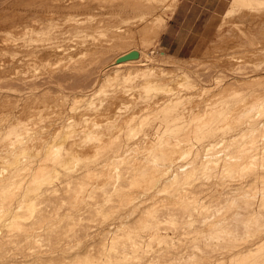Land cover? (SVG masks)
I'll return each mask as SVG.
<instances>
[{"label": "bare ground", "instance_id": "obj_1", "mask_svg": "<svg viewBox=\"0 0 264 264\" xmlns=\"http://www.w3.org/2000/svg\"><path fill=\"white\" fill-rule=\"evenodd\" d=\"M2 1H4V0H0V2H2ZM24 1L25 0H14V3H22ZM165 1L166 0H33V3H35L36 5H34L32 7H28L27 12H29V10L30 11L33 10L37 14L33 17L31 15H28L27 17L22 19L24 21L22 23H17V24L14 23V25H13L14 29L13 30L10 29L11 32L9 31L10 33H13V31H14L13 34L16 37L19 35L23 36V37H27L28 38L27 41L23 42L24 39L23 40L21 39V41H19V39H17L16 37H11L12 35L10 33L9 34L0 33V78L4 79L10 75L12 76L13 74H18V79H19L20 73L27 74L29 71L37 70L39 68V65L48 64L49 68L51 65H55V64H58V66H59V64H63V63L65 64V62L80 58L83 55H86L87 53H89L91 50H95V49L97 50L98 49V51H99L102 48H105V50H109L110 45L113 43L117 44V46H126V48H127L129 44L131 45V44L135 43V40H136L135 38H136L137 32H139V35L141 37V40H143V43L150 44L151 42L156 40L159 36H161V33L163 31L164 18L162 17L161 12H164L167 10L173 11L175 9V6H176L175 1L176 0H173L171 3H165ZM178 3H179V1H178ZM262 4H264V0H234L233 3L231 4V6L229 7V9L227 10L226 14H225V19H224L223 23H221L220 27L216 31L215 36H213L214 39L211 42V45L208 49V52L209 53L210 52L219 53V54L223 53L222 56H225L230 60H238V61H240V60L242 61V59L247 58L249 56L253 59H259L258 61L254 62V66H255V68L260 67V65H262V63L264 62V40H263L264 38L262 39V36L260 35L261 30H263V28H264V23H263V21H264V13H263L264 7L260 6ZM26 10H27V8H26ZM252 34H254V36L256 37V40H253L254 38L253 39L250 38V36ZM9 35H11V36H9ZM129 55H131V56H129ZM134 55H136L135 51L130 52L123 57L133 58ZM147 56H148V54H147ZM146 60L147 61L141 60L139 57L138 59H134L135 62L140 63L138 66L122 68L125 65H128L129 62L133 61V59L132 60H130V59L126 60L125 58H122V61L117 64V69L115 71L111 72L110 74L106 75L101 80V83L99 84V87L96 90L94 96L91 95V96L87 97L86 95H83L82 93H74L71 95L70 98H64L63 100H61L59 102L58 101L57 102H55V101L50 102V100L47 103L45 102L52 109V113L57 112V110L60 113H61V111H59V110H62V111L64 110V112H65V108L68 106L69 110L65 116L64 122H63V120L55 122L57 120V118L55 119L54 117H53L54 119L52 118L53 119L52 121L47 122V123L43 122V124L40 123V121L45 120L43 117H39L41 119L39 121V123H38V121H36L37 119L32 120L31 119L32 117L28 120L19 119L18 114L20 112H22L20 110L22 109V107H24L23 102L26 103V102L30 101L31 104L34 103L36 101L37 93L29 95L27 100H22V101H21V98L19 96H16V95L11 96L9 94H0V109L8 107L11 104L14 105V97H16L15 98V105H17L15 110L12 107V110L10 109V112L7 115L8 117H5L6 124H2V122H1V125H0V185L6 181H9V180L11 181V183L8 184L9 187L6 186L8 189H6V190L4 189L3 191H0V246H2V245L4 246L6 243H9L10 241L12 242L13 239L15 241L16 237H18V235H17L18 232L15 233V231H14V225H15V227H17V224H18L19 227H22L28 223V222L27 223L23 222L24 221L23 219L26 218L21 213L23 211L22 209L24 208V206L27 207L26 211H28L29 209L32 213H33V211H35V208L33 205L34 200L33 201L30 200L31 196H28V193H25V194L23 193L22 195L17 196V194H20L21 191H23V190H24V192H25V190L29 191L30 188H29V186L25 187V186H22L21 184H18V186L14 187V182H16L17 177L18 176L20 177V175H21V173H19V171L14 172L13 166H14V157L15 156L16 157L18 156L19 158L21 156L23 158V159H20L19 162L17 161L18 164L21 163V164H24L28 167H30V166L33 167V165H36L35 167L37 169L47 168V170H48V168H54V167L59 166V165H63V166L65 165V167H66L68 165V163H70L71 161H73V163L75 165L78 164L79 167H80V165H82V167L83 166L87 167L86 168L87 171L92 169L91 165H94V166L99 165V164H102L104 166L105 165H114L115 169L111 170V172L114 174H113V176L112 175L111 176L113 178L115 177V179L112 178L113 180L112 181L110 180L108 183H106V185L112 184L113 186H116L115 188H117V185H119V184L122 185L121 183H122L123 179H121V183L118 184V181L120 178H122L124 176L125 178L130 179L132 177L131 174H133L134 177L131 178L130 184L133 183L135 186H137L139 188V189H137L138 190L137 192H141L143 195H147L151 192L150 190L153 189L154 187H156V185L158 183H160L161 180H163V179H165L166 182H168V183L171 182V184L175 183V182H178V184H179L180 182H182V183L185 182L191 176L193 177V175L196 173V170H197V165H195V161L197 160L198 155H199L198 151H197V153L194 154L195 156L190 161H187V162H184L182 164L177 165V160L178 159L179 160L185 159L192 154V152L194 150V142L193 141L188 142L189 139L191 138V136L195 137L196 140H203L207 137H210L211 134H214V129H213V128H215L214 125L216 123H218L219 120H223V125H222V127H220V128H222V134L226 135L227 133H232V135H230V137H228V138L227 137L224 138L223 143L217 142V143L207 144L205 147H207L208 151L210 149H218V151H215V152L209 151V152L205 153L206 156L204 155V158L201 157V159H202V161L200 160L202 162L201 164L205 163V164H207L206 167H209V168H206L208 171L205 170V172H209L211 168L213 169V167L215 168L218 165H222L223 170H221L222 173L220 172L219 175L225 174L226 173L225 171H228V176L234 175V177H235V174L237 173V171L239 170L238 169L237 171H235L234 168L236 169V165L238 167H240V170L238 171V172H240V174H238L240 176L239 177L240 183H238V185L236 187L233 186L232 187L233 189L231 188L233 191L230 190V192H229L226 190L227 193L229 192L231 194H227V196H225L224 200H225L226 205L223 207L228 208L229 210H233L232 208H234L236 205H238L241 202V200L243 201L244 198L248 202V204H250V206L248 204L246 205L245 204L246 202L244 201L245 202L244 207L249 206L248 210L245 207L246 213H242L241 211L236 210L237 208L235 207L236 209L233 210L234 220L229 221V222H226L223 216L218 218V219L216 218V216L212 217V214H216L214 211L212 213L211 212L212 210L210 211L211 214H209L207 212L208 215H203L201 218L198 217V220H200L203 224L213 223V225L210 226L211 228L207 229L208 232L206 231L207 233H204L203 235H204V237L207 236V240H208L207 242H212V241L214 242V240H212L213 238H217L215 240H218L221 242V239H225V238H228L230 236L231 237L233 236V239H235L234 237H236V236H234V235H236L235 232L237 233L236 230H237V227L239 226L238 222L236 220H244L247 224L249 223L251 226H252V224H253V226L256 224H259V226H260V222L263 221V220H261L259 222L260 219H263L262 218L263 216L261 217L260 215H263V214H261V212L264 213V211L260 210V209L258 211L255 208V206H254L255 201L253 199L248 200V198H250V197L251 198L256 197V191H254L252 189H248V187L246 189V185H247L246 184L247 180H245L246 173L244 172V168H242V166H246L249 163L251 164V166L253 164H260V163H261V165L264 166V161L262 159H261V161H259V158H261V157H258L259 155L257 156V154H255V153L251 154L252 156H250L249 159L248 158L246 159L245 158L246 151L244 153V150H243V152L242 153L240 152V154H239L238 150H237V154H236V152L232 150L233 152H235V154H233V152L231 153L228 150L231 146H233V145L235 146L234 142L236 140H238V137L240 135L245 136V137L253 135V137H257L256 133L258 132L261 134V137H262L261 140H263V142H262L263 144L260 147H262L263 153H264V74H254L250 77H242V78L232 77V78H230L229 81H224V82H223L222 78H220V79L218 78L216 80L217 83L214 86H212V87L210 86L207 88H204V87L200 88L201 86L199 85L200 86L199 87L198 83L195 80L189 78L187 73L178 71L179 69L177 70L176 68L172 67L171 65L170 66H162V65H158V64H149L148 63L149 60L152 61V58L150 56ZM170 60H171V58H170ZM262 60H263V62H262ZM238 61H236V62H238ZM250 63H252V62H250ZM245 65H247V64H245ZM225 66H227V65H225ZM229 68L230 67H228V69ZM236 70H238V69L236 68ZM22 77H23V75L21 76V80H22ZM25 77H27V76H25ZM9 80H11V79H8V81ZM221 82H223V83H221ZM214 87H216V88H214ZM247 91H248V96L242 97L243 93H245ZM45 92H47V91H45ZM47 93H49V92H47ZM195 94H198L201 96H202V94L203 95L207 94L208 98L206 97L207 100L205 99L206 101L205 100L203 101V100H201L203 97L202 98L199 97L200 99L198 98V101H196L197 100V98H196V100L192 102L190 97L192 95H195ZM43 95H45V93H43ZM235 100L236 101L238 100L239 103L236 104ZM232 103H234L233 106H232ZM21 104H23V105L21 106ZM39 108H41V107H39ZM44 110L46 112V109H44ZM12 113H14V118H13V116H11ZM47 113L49 114V112H47ZM162 113L164 115L163 120L166 122V129L164 131L166 133V136H167L166 138L160 137L159 140H157V142L155 139L147 138V140H143L144 144H142V145H140V143L136 144L135 146H131V144H127L128 149H131V151H132L133 157H136V159L135 158L134 159L136 162H138V165H139V161L141 160L142 162L147 164L144 166H151L150 168L149 167L148 168H141V169H138L135 171H133L131 169V172L128 169L129 174L126 175L124 173L122 175V173L120 171L121 168L118 170V168H119L118 164L120 162H122L121 164H123L122 166H124L123 159L125 161L127 160L126 159L127 156H129V154H131L129 152L128 153H124V152L116 153L111 158H107L105 160H100V161L99 160L96 161L95 159L94 160H92V159L88 160L87 158L83 161L82 158H85L86 156L94 154L95 151L98 150L100 147L105 146L108 139L119 137L121 134H124L126 131L128 132V130L129 131L135 130L141 124L144 125L146 122H148L149 119L155 120L157 117H160ZM3 115H4V112H3ZM45 115H47V114L44 113V117H45ZM23 116H26V115H23ZM253 116H255L259 120L258 121L256 119H254L255 123H257L258 126L255 128L252 125L251 128H249L248 130L245 129V131H244L242 124H244L247 121H243V119H245L246 117L248 118V117H253ZM47 117H48V115H47ZM221 117L224 119H220ZM211 118H215V119H211ZM0 121H2V120H0ZM5 121H3V122H5ZM46 125L47 126L51 125L50 132H49V128H45ZM62 130L68 131L67 136L65 137L66 134L65 135L63 134L65 138H63V140L61 139L62 142L59 141L57 143V141H55V139L57 138L56 136ZM240 130H243L244 132H241V134H240ZM46 131H48L49 135L50 134L52 135V139L47 143V145H42L45 142L44 141L42 143V140L45 139L46 137L48 138V136H47L48 133ZM181 131H185V133L187 134V137L185 136V139L187 140L186 143H182L184 135L180 136ZM174 132L176 135H174V136L171 135V133H174ZM63 133H65V132H63ZM144 133H145V131H144ZM191 134H193V135H191ZM254 135H256V136H254ZM225 141H226V143H225ZM254 142L252 143V145L250 144L251 146L250 145L245 146L243 144L242 147H244V148H242V149H248L249 148L251 151V149L253 150V148H257L258 146L256 144V141H254ZM156 143L168 144L167 149L166 148L164 149V147L161 145L160 149L158 148L157 150L154 151V153H151V152L145 151V150H144V152L142 151V149L153 148ZM241 143H243V142H241ZM115 147L113 149H115ZM120 147H121V145H120ZM30 150L35 151V154L32 153L33 156L30 155V153H31V152H29ZM258 150L260 151L259 153L261 154L262 150H260V148H258ZM41 151H43L44 154L39 159L35 160V158H37V156L42 153ZM126 152H127V149H126ZM139 152L140 153L143 152V153L140 154ZM81 159H82V161L80 162L79 160H81ZM134 159H131V158L128 159V163L131 161H134ZM243 159H246V160H243ZM245 162H246V164L243 165V163H245ZM15 163H16V160H15ZM208 163H211L210 166H208L209 165ZM21 164H19V165H21ZM9 165L10 166L12 165V167H9ZM130 165H131V163H130ZM24 168H25V166H24ZM68 168H69V166H68ZM200 168H199V170H200ZM56 169H58V171H59V168H56ZM134 169H135V167H134ZM261 169H263V168H261ZM60 170H62V172H63L65 169L63 170V168H62ZM93 170H95V169H93ZM202 170L204 172V169H202ZM258 170H259V168H258ZM91 171H90V173L93 172V171L92 172ZM108 171L110 172V170H107V172ZM250 171L252 172V174H254L255 178H263L264 177L260 174V172H258L256 170V168L250 169ZM250 171L248 170V173ZM83 172H84V170H83ZM100 172H102L101 168H100ZM122 172H123V170H122ZM262 172H264V171H262ZM37 173L33 174V178L31 179L32 181H37L39 179L37 176ZM94 173H96V172H94ZM28 174L29 173L26 172L25 175H28ZM43 174H45V173H43ZM46 174H47V172H46ZM56 174H58V173H56ZM51 175H52V179H54L53 178L54 176L52 173H51ZM101 175H103V174H101ZM199 175H201L200 172H199ZM199 175L197 176V178L200 177ZM205 175L206 174L204 173L203 176H205ZM259 175H261L262 177H259ZM96 176L94 178H96ZM195 176H196V174H195ZM73 177H74V175H73ZM221 177H223V176L221 175ZM197 178L195 180H197ZM25 179H27V178L26 177L21 178V182ZM52 179H50V180H52ZM74 179H75V177H74ZM106 179H108V178H106ZM127 179H126V182H127ZM204 179H205V177H204ZM31 180H30V182H31ZM41 180L42 179H40L38 181L40 182ZM102 180H104V179L102 178L101 181ZM42 181H44V180H42ZM192 181H194V179ZM192 181H190V183ZM75 182H74V184H75ZM186 183H188V182H186ZM186 183H185V185H186ZM190 183H188L187 185H189ZM204 184H205V181H204ZM234 184L236 185L237 183H234ZM25 185H27V184H25ZM193 185H195V183ZM202 185H203V183H202ZM92 186H93V184H92ZM113 186L111 189L114 188ZM168 186H166V187H168ZM177 186L178 185H175V187L173 189H175ZM181 186H179L180 189H181ZM250 186H251V184H250ZM263 186L264 185L262 184L261 187L263 188ZM13 187L15 188V191H16L15 194H14ZM48 187H46V188H48ZM106 187H108V185ZM163 187H164V183H163ZM38 188H41L39 186V184L34 189L37 190ZM46 188L45 189L43 188V189L46 190ZM104 188H105V186H104ZM118 188H120V187H118ZM170 188H172V187H170ZM186 188L187 187H185V189ZM77 189H78V187H77ZM159 189H162V188H159ZM182 189H181V191H183ZM225 189H229V188H225ZM254 189H255V187H254ZM49 190H51V188ZM81 190L85 191V188L80 189V191ZM177 190H179V188ZM47 191H45V192H47ZM101 191H102V189H101ZM224 191L225 190H223V192ZM34 192L32 193L33 196H34ZM103 192H104V190H103ZM156 192H158V191H156ZM38 193H39V191H38ZM162 193H163V191H162ZM178 193H182V192H180V190H179V192H177V194ZM262 193L264 194V191H262ZM166 194H167V192H166ZM184 194H186V193H184ZM14 195H16V196H14ZM29 195H31V194H29ZM154 195L152 194V196H154ZM186 195H185V197H187ZM225 195H226V193H225ZM87 196H89V194H87ZM120 196H124V195L122 194ZM127 197H125V198H127ZM168 197L170 198V196H168ZM183 197H184V195H183ZM133 198H135V197H133ZM189 198H190V196H189ZM191 198H193V197H191ZM191 198H190V200H191ZM27 199L31 201L28 206L25 204V202H26L25 200H27ZM119 200H121V198ZM186 200H188V198H186ZM117 201H118V199H117ZM133 201L134 200L131 199L129 202L132 203ZM36 202H39V201H36ZM179 202L180 201H178V203ZM190 204H193V203H190ZM194 204H195V202H194ZM201 204H203V202H201ZM125 206H128V205H125ZM181 206H184V205H181ZM186 206H187V204H186ZM98 207H100V206H97V208ZM112 207H114V206H112ZM200 207H202V206H200ZM244 207H243V209H244ZM101 208H103V207L101 206ZM117 208H118V206H117ZM180 208L181 207H179V208L177 207L178 211ZM196 208H197V206H196ZM103 209L105 210V207ZM103 209H102V211H103ZM95 210H97V209H95ZM191 210H190V212H191ZM217 210H219V208L215 209V211H217ZM40 211L41 210L39 208L38 212H40ZM38 212H37V214L39 215ZM95 212H99V210L95 211ZM167 212H169V211H167ZM167 212L164 211V214ZM184 212L185 211H183V213ZM50 213H49V215H50ZM190 214H188V216H190ZM243 214H245L247 216L245 217ZM165 215H167V214H165ZM168 215H169V213H168ZM26 216H27V214H26ZM32 216L33 215H30L31 218H32ZM36 216L37 215L35 214V217ZM47 216H48V214L45 217H47ZM154 216H155V214H154ZM170 216H172L171 217L172 219H175V217H173L174 214L171 213ZM123 217H124V214H123ZM123 217H121V218H123ZM36 218H35V220L38 221V218L37 219ZM155 218H158V216ZM19 219H21L23 221H21ZM131 219H133V217ZM137 219H139V218H136L135 221ZM145 219H146V217H145ZM166 219L168 221V218H166ZM184 219L188 225L194 224L195 220H197V218H195V217H189L188 218L187 216H185ZM213 219H216V220H213ZM142 220H144V218ZM159 220H162V219L160 218ZM159 220H156V221H159ZM129 221H128V224H129ZM137 221L139 222V220H137ZM172 221H174V220H172ZM175 221H176V219H175ZM130 222H132V221H130ZM155 222H153L154 225H151V227H153V229L150 233V237H152V239L155 238L157 240V243L158 242L160 243L162 241L163 242L166 241L168 238L167 234H164L160 230L161 227L159 225H156ZM24 223H26V224H24ZM30 223H32V222L30 221ZM34 223H36V222L34 221ZM125 224H126V220L125 221L122 220L120 222L119 227L120 228H123V227L126 228L127 226H125ZM31 225H33V223ZM116 225L118 227V224H116ZM133 225H134V223H133ZM135 225H137V224H135ZM250 225H248V226H250ZM196 226L197 225H195V227ZM201 226H202V224H201ZM19 227L17 229H19ZM112 227H114V226H112ZM242 227H244V231H245V226L242 225ZM56 228L58 231L57 225H56ZM120 228H119V230H120ZM194 228H190V229H194ZM207 228H209V227H207ZM261 228H257V230L260 231ZM24 229H26V228H24ZM130 229H131V227H130ZM21 230H16V231H21ZM51 230H53V229H51ZM54 230H55V227H54ZM109 230H110V227H109ZM119 230H117V231H119ZM121 230H120V232L122 233ZM145 230H146V228H145ZM145 230H143V231H145ZM201 230H203V229H201ZM249 230L250 229L247 230V227H246V231L249 232ZM261 230H263V228ZM83 231L86 232L85 229H83ZM110 231L108 232V234L111 233ZM114 231H115V229H114ZM22 232L24 233L25 231H22ZM128 232H130V231H128ZM134 232H135V230H134ZM137 232H138V230H137ZM148 232H149V229H148ZM250 232H251V230H250ZM252 232H253V230H252ZM53 233H55V232H53ZM257 233H258V231H257ZM27 234L31 235L33 233H27ZM20 235H21V233H20ZM30 235L25 234V237H27L26 240L30 238ZM52 235H54V234H51V236ZM140 236H142V235L139 233L136 235H131V236L129 235V237L127 238V241L124 242V240H123L122 242H124V243L122 244L120 242V244H122L123 248L125 246H128V248H131V247H137L138 248L139 246L142 245V241L139 240ZM237 236H238V234H237ZM112 237L109 238V239H112V244L109 242L111 244V247L110 246H109V248L107 247L108 249L106 251H108V253H104V251H103L102 252L103 256L100 257V260H99L100 255L97 258L99 261L107 260V259H110L113 257L114 258H119V257L127 258V253H129V252H127L126 247L124 249L123 248L120 249V248H118V245H116L118 250L117 249L115 250L113 246L115 245L114 242H116V241H114L116 238V234H115V236H112ZM197 237H199V236H197ZM55 238L57 239L56 236H55ZM199 239H201V238H199ZM19 240L21 241V239H19ZM36 241H37V239H36ZM205 241H206V239H205ZM117 242H118V240H117ZM153 242H154V240H153ZM27 243H28V241H27ZM20 244H22V243H19V245L17 243V246H21ZM199 244H197V242H196L195 246L199 247ZM13 245H14V243H13ZM209 245L212 247L211 244H209ZM7 246H8V244H7ZM23 247H25V246H23ZM119 247H120V245H119ZM214 247H216V246H214ZM222 247H225V246L222 245ZM262 249H264V237L260 233L258 236V240H253V242L246 249L235 251L231 255L232 256L231 261L232 260L238 261V259H247L248 257L250 259V257H252L255 253H257L258 251H260ZM111 250H114L115 252L118 251V252H116L117 253L116 255L115 254L112 255ZM145 250H147V249L145 248ZM141 251H143V250H141ZM121 252H123V253L121 254ZM145 252L146 251H144L143 253H145ZM2 253L0 252L1 256L3 255ZM90 253H89V255H90ZM141 255H143V254H141ZM189 255H191V257L193 258V257H195L196 254L190 253ZM90 256H87V258H86V256L82 257V258L83 259L86 258V260H85L86 262L94 261V259ZM133 257H135V256H133ZM78 258H81V256H79ZM128 258H129V256H128ZM262 258L264 259V256ZM41 259L43 260L44 258H41ZM76 259L77 258H75V261H76ZM38 260H40V259H38ZM190 260L188 263H190ZM12 261L7 262V264H14ZM72 261H73V259H72ZM187 261H188V259H187ZM191 261H193V260H191ZM261 261H262V259L260 258V260H258V262H261ZM107 262H108V260H107ZM132 263L133 262H131V264ZM235 263H236V261H235ZM77 264H78V261H77ZM80 264H81V262H80ZM103 264H104V261H103ZM111 264H114V263H111ZM121 264H122V262H121ZM125 264H130L129 260Z\"/></svg>", "mask_w": 264, "mask_h": 264}, {"label": "rangeland", "instance_id": "obj_2", "mask_svg": "<svg viewBox=\"0 0 264 264\" xmlns=\"http://www.w3.org/2000/svg\"><path fill=\"white\" fill-rule=\"evenodd\" d=\"M172 1L173 0H166L165 3H171ZM178 1L179 0L175 1L176 6L178 4ZM233 1L234 0H225V7L221 8V10H220V13L218 15L217 24L215 25V27L213 26L211 28V31L213 32V34L211 36H209L208 41H206L205 44L202 45L201 49L198 51H195V52H184V51H182V52L178 53L179 55H174L172 53L170 54L168 51H166L165 49L162 48V45L159 41L160 36L156 40L151 42L150 44H145V43H143V40H141L139 32H137L136 38H135L136 39L135 43L131 44V45L129 44L127 48H126V46H117V44L113 43L114 45L111 44L109 50H105V48H102L99 51H98V49L97 50L96 49L91 50L86 55H83L82 57L74 59L72 61L65 62V64L64 63L59 64V66H58V64H55V65H51L49 68L48 64L39 65V68L37 70L29 71L27 73L28 75L24 74V73H20L19 79H18V74H13L12 76L10 75V76L6 77L7 79L6 78H4V79L0 78V94H9L11 96L16 95V96H19L21 98V101H22V100H27L29 95L37 93L36 101L34 103L31 104L30 101H28L26 103L23 102L24 107H22V109L20 110L22 112H20L18 115H19V119H21V120L22 119L28 120L32 117L31 119L32 120L37 119L36 121H38V123L41 120L39 117H43L45 120L40 121V123L43 124V122L44 123L50 122L54 118L55 119L57 118V120L55 122H58L60 120H63V122H64L65 116L69 110L68 106H67L65 108V112H64V110L63 111L59 110V111H61V113H60L57 110V112L52 113V109L48 106V104H46L49 100H50V102L51 101H55V102L58 101L59 102V101L63 100L64 98H70L71 95L74 93H82L83 95H86L87 97H89L91 95L94 96L96 90L99 87V84L101 83V80L106 75L110 74L111 72H113L117 69V64L122 61L121 60L122 58H125L126 60L127 59H130V60L133 59V61L129 62L128 65H125L124 67H122V68H127V67H135V66H138L140 64V63L135 62L134 59H138L140 57L141 60L147 61L146 59H148V57L150 56L152 58V61L149 60V62H148L149 64H158V65H162V66H170L171 65L172 67L176 68L177 70L179 69L178 71L187 73L189 78L195 80L198 83V86L199 85L201 86V87L199 86L200 88H203V87L207 88L210 86L211 87L214 86L217 83L216 80L218 78L219 79L222 78L223 82H224V81H229L230 78H232V77L242 78V77H250L254 74H264V62H263V60H262V62H263L262 65H260V67L255 68L254 62L258 61L259 59H253V58L248 56L247 58L242 59V61H243L242 62L241 60L240 61L230 60L227 57L222 56V54H223L222 52H221L222 54L212 53V52L209 53L208 52V49L211 45V42L214 39L213 36H215L216 31L220 27L221 23H223V21L225 19V14H226L227 10L229 9V7L231 6V4L233 3ZM34 5H36V4L33 3V0H30V1L25 0L22 3H14V0H4V1L0 2V33L9 34L11 32L10 29L11 30L14 29V26H13L14 23L17 24V23L24 22L22 19H24L28 15H31L32 17L35 16L37 14L35 11L29 10V12H27L28 7H32ZM176 6H175V8H176ZM260 6L264 7V4H262ZM26 8H27V10H26ZM170 11L171 10L161 12L162 17L164 18V22H163L164 28L168 22L169 16L171 17V15L173 14V11H171L172 13ZM263 23H264V21H263ZM164 28H163V30H164ZM13 33H14V31H13ZM13 33H10L12 36L11 35H9V36L16 37ZM260 35L262 36V39H263L264 38V28H263V30H261ZM16 38L19 39V41H21V39L22 40L24 39L23 42L27 41V39H28L27 37H23L20 35L17 36ZM250 38L251 39L254 38L253 40H256V37L254 36V34H252L250 36ZM134 51L137 53V56H135L133 58L123 57V56L127 55L128 53L134 52ZM146 53L148 54V56ZM129 56H131V55H129ZM179 56H181V57H179ZM170 58H171V60H170ZM236 61H238V62H236ZM250 62H252V63H250ZM245 64H247V65H245ZM225 65H227V66H225ZM228 67H230V68L228 69ZM236 68L238 70H236ZM20 75L21 76L23 75L22 80H21ZM25 76H27V77H25ZM8 79H11V80L8 81ZM223 82H221V83H223ZM214 88H216V87H214ZM45 91H47L49 93H47ZM43 93H45V95H43ZM207 96H208L207 94H204V95L202 94V96L195 94V95H192L190 97V99L193 102L196 100V98H197L196 101H198L199 97L200 98L203 97L201 100L204 101L205 99L207 100V98H208ZM246 96H248V91L243 93L242 97H246ZM15 98L16 97H14V105L11 104L8 107L0 109V120H2V121H0V125H1V122H2V124H6L5 117H8L7 115L10 112V109L12 110V107H13V109L15 110V108L17 106V105H15ZM238 103L239 102L237 100L236 104H238ZM23 104H21V106ZM233 105H234V103H232V106ZM39 107H41V108H39ZM44 109H46V112ZM3 112H4V115H3ZM47 112H49V114ZM44 113L47 114L49 118L47 117V115H45V117H44ZM23 115H26V116H23ZM11 116H13V118H14V113H12ZM163 117H164V115L162 113L161 116L157 117L155 120L149 119V121L146 122L144 125L139 124L140 126H138L135 130H132V131L128 130V132L126 131L124 134H121L119 137L108 139L109 141L107 140V143L105 144V146L100 147L101 149L99 148L98 150H96L94 154L86 156L85 158H82L83 161L86 158L88 160L89 159H92V160L95 159L96 161H98V160L100 161V160H105L107 158H111L116 153H121V152L128 153L129 152L131 154H129V156H127V158H126L127 162L123 159L124 166H122L123 165V164H121L122 162H120L118 164V167H119L118 170L121 168L120 171H121L122 175L124 173L126 175H128L129 174L128 169L131 172V169L133 171H135V170H138L141 168H148V167L150 168L151 166H144L147 164L142 162L141 160L139 161V165H138V162L135 161L136 157H133L132 151H131V149H128L127 144H131V146H135L136 144L140 143V145H142V144H144L143 140H147V138L155 139L156 142H157V140H159L160 137L166 138L167 136H166V133L164 132L166 129V122L163 120ZM211 119H215V118H211ZM220 119H224V118L221 117ZM254 119L258 120L255 116L248 117V118L246 117L245 119H243V121H247L244 124H242L244 131H245V129L248 130L249 128H251L252 125L255 128L258 126V124L255 123ZM3 121H5V122H3ZM47 125L45 126V128H49V132H50L51 125L50 126H47ZM222 125H223V120H219L218 123H216L214 125V127H215V128H213L214 134H211L210 137H207L203 140H196L195 137L191 136V138L189 139L188 142H191V141L194 142V150H193L192 154L185 159H180V160L178 159L177 160V165L182 164V163L187 162V161H190L195 156L194 154L197 153V151H198L199 155H198L197 160L195 161V165H197V170L195 173L196 176L194 174L193 177L192 176L190 177L192 180L194 179L195 182L192 181L190 178H188L183 183L180 182L178 184V182H175V183L171 184V182H169L170 183L169 184L168 182H166L165 179H163V180H161L160 183H158L156 185V187L151 189L150 190L151 192L147 195H143L141 192H137L138 191L137 189H139V188L137 186H135L133 183L130 184L131 178L134 177V175L131 173L130 174L132 177L130 176L131 177L130 179H127L124 176L119 179L118 184L121 183V179H123L122 183H121L122 185H120V184L117 185V188H115L116 186H113L112 184L111 185L107 184L109 188L106 187L107 186L106 183H108L110 180L112 181L113 179H115V177L114 178L112 177L114 173L111 172V170L115 169L114 165H105L106 167L102 164H99L96 166L91 165L92 166L91 170L93 172L91 170H88L89 171L88 172L86 169L87 167H85V166L82 167V165H80V164H79L80 165V167H79L78 164L75 165L73 163V161H71L70 163H68V165L66 167H65V165L64 166L59 165V166H56L54 168H48V170H47V168L37 169L35 167L36 165H33V167L32 166L28 167V166L21 164V163H19V164H21V165H19L18 164L19 160L23 159V158L21 156H20V158L18 156L17 157L15 156L14 157V166H13L14 172L19 171V173H21V175H20V177L18 176L17 181L14 182V187L18 186V184H21L22 186H25V187L29 186V188H30L29 191H26V190H25V192H24V190L21 191V193L17 194V196H20L23 193L24 194L28 193V196H31V198L29 197L30 200H32V201L34 200L33 205H34L35 211H33V213L30 211V209L28 211H26L27 210L26 206H24V208L22 209L23 211L21 213L26 218L23 219L24 221L21 219H19V220L26 222V223L28 222V223L27 224L24 223L26 225H24L22 227H19L18 224H17V227H15V225H14L15 233L18 232L17 233L18 237H16L17 240L15 239V241H14V239H13L12 242L10 241L9 243H6L4 246L3 245L0 246V250H1L0 252L1 253L3 252L2 256L0 254V256L2 257V258L0 257V260L2 259L0 261V264H7V262H10L12 260H13L12 262L14 264H68V263L69 264H77V261H78V264H80V262H81V264H85V263L86 264H103V261H104V264H108V263L109 264H111V263L121 264V262H122V264H125L126 262H128V260H129L130 264H131V262H133L132 264H192L194 261L195 262L193 264H255V263L256 264H259V263L264 264V259L262 258L264 256V251H263L264 249L255 253L252 257H250V259L248 257L247 259H238V261L232 260L233 262L231 261V258H232L231 255L235 251L246 249L253 242V240H258V236L260 233L264 237V213L261 212V214H263V215H260L261 217L263 216L262 217L263 219H260L261 217L259 218L260 219L259 222L261 220H263L260 222V226H259V224H256V225H254L255 226L254 227L252 224V226L254 228L249 223L247 224L244 220H236L238 222L239 226L237 227V230H236L237 233L235 232L236 235H234V236H236V237H234L235 239H233V236L232 237L230 236L231 238L228 237L229 239L228 238L221 239V242L218 240H215L217 238L212 239V240H214V242L213 241L207 242L208 241L207 236L204 237L203 234L208 232L207 229H210L211 228L210 226L213 225V223L203 224L200 220H198V217L201 218L203 215H208V213L211 214V212L213 213V211H214L216 214H212V217L216 216V218L218 219V218L223 216L225 221L229 222V221L234 220V214H233L234 209L237 208L236 210L241 211L242 213H246V208L248 210L249 206H250V204H248V202L244 198L243 201L241 200V202L243 204L240 202L239 203L240 205L238 204L235 206L236 208L235 207L232 208L233 210H229L228 208L223 207L226 205L225 200H224L225 196H227V194H231L229 192H230V190L233 191L232 187L233 186L236 187L238 185V183H240L239 182L240 176L238 175V174H240V172H238L240 170V167H238L236 165V169L234 168L235 171H237L239 169L237 171V173L235 172L237 175L234 173L235 174V177H234V175L228 176V171H225V170H224L226 172L225 174L219 175L221 170H223L222 165H218L215 168L213 167V169L211 168L209 172H205V170L208 171L206 168H209V167H206L207 164H205V163L201 164L202 163L201 157L204 158V155L206 156L205 153H207L209 151L210 152L218 151V149H210L208 151L207 147H205L207 144L217 143V142L223 143L224 138H226V137L228 138V137H230V135H232V133H227L226 135H223L222 134V128H220V127H222ZM243 130H240V134H241V132H244ZM144 131H145V133H144ZM46 132L48 133V131H46ZM63 132H65V133H63ZM67 133H68V131L62 130L58 134L59 136L58 135L56 136L57 138L55 139V141H57V143L59 141L62 142L63 138H65L67 136ZM63 134L64 135L66 134L65 137ZM171 135L174 136L176 134L174 132V133H171ZM183 135H184V138L182 140V143H186L187 140L185 139V136L187 137V134L185 133V131L180 132V136H183ZM191 135H193V134H191ZM256 135H257V137H253V135L248 136V137L240 135L238 137V140H236L237 142L236 141L234 142L235 146L234 145L231 146L228 151L231 153L233 151H235L237 154V150H238V153L240 154V152L242 153L244 150V153L246 151V153H245L246 159L247 158L249 159V157L252 156L251 154L255 153V154H257V156L259 155L258 157H261V158H259V161H261V159L264 161L263 149H262V147H260L263 144L262 143L263 140H261L262 137H261L260 133L257 132ZM256 135H254V136H256ZM47 136H48V138L46 137L45 138L46 140L45 139L42 140V143L45 141L43 144L41 143L42 145H47V143L52 139L51 134L49 135V133H48ZM254 141H256V144L258 146L257 148H253V150L251 149V151L249 148L248 149H242V148H244V147H242L243 144L245 146L250 145V144L252 145V143ZM241 142H243V143H241ZM225 143H226V141H225ZM120 145H121V147H120ZM161 145L164 147V149L165 148L167 149L168 144L156 143L153 148L142 149V151L144 152V150H145V151H149L151 153H154L155 150H157L158 148L160 149ZM114 147H115V149H113ZM258 148H260V150H262L261 154L259 153L260 151L258 150ZM126 149H127V152H126ZM34 150L29 151V152H31L30 153L31 156H33V154H35ZM43 151H41L42 153L39 154L37 156V158H35V160L42 157V155L44 154ZM143 152H141V153L139 152V153L142 154ZM235 152H233V154H235ZM130 158L131 159L135 158V159H134V161H131L128 163V159H130ZM82 159L79 161L81 162ZM246 159H243V160H246ZM15 160H16V163H15ZM130 163L132 166L130 165ZM208 164H209L208 166H210L211 163H208ZM245 164H246V162L243 163V165H245ZM260 165H261V163L260 164H253L251 166V164L249 163L246 166H242V168H244V172L246 173V178H245V180H247L246 181V184H247L246 189L248 187V189H252V190L256 191V197L255 198L250 197V198H248V200L253 199L255 201V203H254L255 208L258 211H259V209L264 211V204H263L264 203V194L262 193V191H264L263 190L264 186H263V188L261 187L262 184L264 185V177L263 178H255L254 174H252V172L250 171V169L256 168V170L258 172H260V174L262 176H264V172H262V171H264L263 170L264 166L263 165L260 166ZM24 166H25V168H24ZM68 166H69V168H68ZM133 166L135 167V169ZM9 167H12V165L11 166L9 165ZM260 167L263 169H261ZM56 168H59V171ZM62 168H63V170L65 169L63 172H62V170H60ZM100 168H101L102 172H100ZM199 168H200V170H199ZM258 168H259V170H258ZM93 169H95V170H93ZM202 169H204V172ZM83 170H84V172H83ZM107 170H110V172L108 171L109 172L108 173ZM122 170H123V172H122ZM248 170L250 171L249 173H248ZM25 171L28 172L29 174L25 175L26 174ZM90 171L92 173H90ZM46 172H47V174H46ZM94 172H96V173H94ZM199 172L201 175H199ZM35 173H37V176L39 178L38 180L42 179L44 181H42V180L40 182L38 180L32 181L31 179L33 178V174H35ZM43 173H45V174H43ZM51 173L53 174L54 179H52ZM56 173H58V174H56ZM204 173L206 174L205 176H203ZM101 174H103V175H101ZM73 175H74L75 179H74ZM94 175L95 176L97 175L96 178H94L95 177ZM198 175L200 176L199 178H197ZM221 175L223 177H221ZM261 175H259V177H262ZM23 177H26L27 179H25L21 182V178H23ZM204 177H205V179H204ZM49 178L52 180H50ZM102 178L104 180L101 181ZM106 178H108V179H106ZM196 178H197V180H195ZM126 179H127V182H126ZM30 180H31V182H30ZM189 180L192 181L193 183L191 182L192 183L191 184ZM204 181H205V184H204ZM74 182H75V184H74ZM186 182H188L190 184L187 185L188 183H186ZM201 182L203 183V185ZM10 183H11L10 180L2 183L0 185V191H3L4 189L5 190L8 189L6 186H8V184H10ZM24 183L27 185H25ZM163 183H164V187H163ZM185 183H186V185H185ZM194 183H195V185H193ZM234 183H237V184L235 185ZM38 184L42 189L38 188L37 190H35L34 188L37 187ZM92 184H93V186H92ZM174 184L178 185L175 189H173L175 187ZM250 184H251V186H250ZM47 185L51 188V190H49L50 188ZM103 185L105 186V188ZM112 186L114 187L113 189H111ZM166 186H168L169 188L172 187L170 189L171 190L173 189L172 190L173 192ZM179 186H181V189L183 188L182 189L183 191H181ZM14 187H13V190H14V194H15L16 191H15ZM46 187H48L49 189ZM77 187H78V189H77ZM118 187H120V188H118ZM185 187H187L186 188L187 190L185 189ZM254 187L256 190L254 189ZM43 188L44 189L46 188V190H44ZM82 188H85V191L84 190L80 191V189H82ZM159 188H162V189H159ZM178 188H179L180 192H182V193L177 194V192H179V190H177ZM225 188H229V189H225ZM101 189H102V191H101ZM103 190L105 193L103 192ZM223 190H225V191L223 192ZM226 190L229 192L227 193ZM38 191H39V193H38ZM45 191H47V192H45ZM156 191H158L159 193ZM162 191H163V193H162ZM165 191L167 192V194ZM33 192H34V196L32 194ZM184 193H186L187 195ZM225 193H226V195H225ZM29 194H31V195H29ZM87 194H89V196H87ZM122 194L124 196H120ZM152 194L153 195L155 194L154 195L155 197L152 196ZM183 195H184V197H183ZM185 195L187 197H185ZM14 196H16V195H14ZM168 196H170V198ZM189 196H190V198L191 197H193V198H191V200H190ZM125 197H127V198H125ZM133 197H135V198H133ZM120 198H121V200H119ZM186 198H188V200H186ZM117 199H118V201H117ZM131 199L134 200L132 203L129 202ZM27 200H25L27 202V203L25 202V204L28 206L31 201L30 200L27 201ZM36 201H39V202H36ZM178 201H180V202L178 203ZM194 202H195V204H194ZM201 202H203V204H201ZM190 203H193V204H190ZM244 203L246 205L248 204L249 206H247V207L245 206L246 207L245 208ZM124 204L128 205V206H125ZM186 204H187V206H186ZM181 205H184V206H181ZM199 205L202 207H200ZM97 206H100V207L97 208ZM101 206L103 208L105 207V210L103 208H101ZM112 206H114V207H112ZM117 206H118V208H117ZM196 206H197V208H196ZM177 207L178 208L181 207L179 209V211H178ZM243 207H244V209H243ZM39 208L41 210L40 212H38ZM216 208H219V210L215 211ZM95 209H97V210H95ZM102 209H103V211H102ZM189 209L190 210L192 209L191 212ZM98 210H99V212H95ZM164 211L165 212L169 211V212L165 213V214H167V215H165ZM183 211H185V212L183 213ZM37 212L39 213V215L37 214ZM49 213H50V215H49ZM168 213H169V215H168ZM171 213L174 214L173 217H175L177 222L175 221V219L171 218L172 217V216H170ZM26 214H27V216H26ZM35 214L37 215L36 217L38 218V221L35 220V218H36ZM47 214H48V216L45 217ZM123 214H124L125 218L123 217ZM154 214H155V216H154ZM188 214H190V216H188ZM30 215H33L32 216L33 219L30 217ZM243 215L245 217L247 216L245 214H243ZM157 216H158V218H155ZM185 216H187L188 218L189 217L197 218V220H195V222H194V224L197 226L195 227L194 224L188 225L184 219ZM121 217H123V218H121ZM132 217L134 220L131 219ZM145 217H146V219H145ZM136 218H139V219H137V220H139V222L137 220L135 221ZM143 218H144V220H142ZM160 218L162 220H159ZM166 218H168V221ZM171 219L174 221H172ZM122 220H124V221L126 220L127 225L125 224V226H127V227L126 228L123 227L125 230L123 228L119 227L120 222ZM129 220L132 221L134 223V225ZM156 220H159V221H156ZM213 220H216V219H213ZM30 221L33 223V225H31L32 223H30ZM34 221L36 223H34ZM128 221H129V224H128ZM153 222H155L156 225H159L161 227L160 230L164 234H167L168 238L166 241H164V242L162 241L160 243L159 242L157 243V240L155 238L152 239V237H150V233L153 229V227H151V225H154ZM116 224H118V227ZM135 224H137V225H135ZM201 224H202V226H201ZM56 225L58 227V231L60 230L59 232L57 231ZM242 225L245 226V231H246V227H247V230L250 229L251 232L249 230V232L246 231L247 232L246 233L244 231V227H242ZM248 225H250V226H248ZM112 226H114V227H112ZM18 227H19V229H17ZM54 227H55V230H54ZM109 227H110V230L112 229L111 231L109 230ZM130 227H131V229H130ZM189 227L190 228L195 227V228L190 229ZM207 227H209V228H207ZM261 227L263 228V230H261L262 229ZM24 228H26V229H24ZM119 228H120V230L122 229L121 230L122 233L120 232ZM145 228H146V230H145ZM257 228H261L260 231L257 230ZM51 229H53V230H51ZM83 229H85L86 232H84ZM114 229L116 232L114 231ZM148 229H149V232H148ZM201 229H203V230H201ZM16 230H21V231H16ZM117 230H119V231H117ZM134 230H135V232H134ZM137 230H138V232H137ZM143 230H145V231H143ZM252 230H253V232H252ZM22 231H25V232L23 233ZM89 231L90 232L92 231V232L90 233ZM109 231L111 233L108 234ZM128 231H130V232H128ZM257 231H258V233H257ZM53 232H55V233H53ZM20 233H21V235H20ZM27 233H33V234L30 235ZM138 233L142 235L139 237V240L142 241V245L139 246L138 248L137 247L128 248V246H125L127 252L130 253V254L127 253V258H125V257L114 258L113 257L114 259L113 258L107 259L108 262H107V260L99 261L100 257L103 256L102 252L104 251V253H108V251H106V250L109 248V246L111 247L112 239H109V238H111L112 236H115V234H116V238L114 240L116 242H114L115 245L113 244L114 245L113 247L116 250L117 249L116 245H118V248L122 249L123 248L122 244L127 241V238L129 237V235L130 236L136 235ZM25 234L30 235L31 239L29 238L30 240L29 239L26 240L27 237H25ZM51 234H54V235L51 236ZM237 234H238V236H237ZM55 236L57 237V239L55 238ZM197 236H199V237H197ZM35 238L37 239V241ZM199 238H201V239H199ZM19 239H21L22 242ZM205 239H206V241H205ZM117 240H118V242H117ZM123 240H124V242H122ZM153 240H154V242H153ZM27 241H28V243H27ZM120 242L122 244H120ZM196 242H197V244L200 243L199 247L195 246ZM13 243H14V245H13ZM17 243H18V245H19V243H22V244H20L21 246H17ZM7 244H8V246H7ZM209 244H211L212 247ZM119 245H120V247H119ZM222 245H224L225 247H222ZM23 246H25V247H23ZM214 246H216V247H214ZM1 248L2 249L4 248V249L2 250ZM145 248L147 250H145ZM141 250H143V251H141ZM144 251H146V252L143 253ZM116 252H118V251H116ZM116 252L114 250H111L112 255L113 254L116 255L117 254ZM89 253L91 256L89 255ZM122 253L123 252H121V254ZM190 253H195L196 254L195 257L192 258L191 255H189ZM141 254H143V255H141ZM79 256H81V258H78ZM85 256H86V258H87V256L92 257L94 259V261L86 262L85 261L86 258H84V259L82 258ZM98 256H99V260L97 259ZM128 256H129V258H128ZM133 256H135V257H133ZM40 257L44 258L43 259L44 261ZM75 258H77L76 261H75ZM189 258L193 261H191ZM260 258L262 259L263 262L262 261L258 262V260H260ZM38 259H40V260H38ZM72 259H73V261H72ZM187 259H188V261H187ZM189 260H190V263H188ZM235 261H236V263H235Z\"/></svg>", "mask_w": 264, "mask_h": 264}, {"label": "crops", "instance_id": "obj_3", "mask_svg": "<svg viewBox=\"0 0 264 264\" xmlns=\"http://www.w3.org/2000/svg\"><path fill=\"white\" fill-rule=\"evenodd\" d=\"M224 7L225 0H179L159 37L162 48L174 55L200 50Z\"/></svg>", "mask_w": 264, "mask_h": 264}, {"label": "water", "instance_id": "obj_4", "mask_svg": "<svg viewBox=\"0 0 264 264\" xmlns=\"http://www.w3.org/2000/svg\"><path fill=\"white\" fill-rule=\"evenodd\" d=\"M135 56H137V53H136V55H134V57H135ZM121 60H122V59H121Z\"/></svg>", "mask_w": 264, "mask_h": 264}]
</instances>
